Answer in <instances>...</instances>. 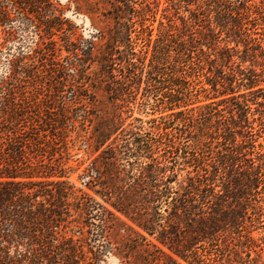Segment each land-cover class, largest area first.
<instances>
[{"label":"trees","instance_id":"trees-1","mask_svg":"<svg viewBox=\"0 0 264 264\" xmlns=\"http://www.w3.org/2000/svg\"><path fill=\"white\" fill-rule=\"evenodd\" d=\"M169 1L179 22L155 38L136 0H96L93 35L59 43L51 0H0V25H45L0 76V264H248L260 247L264 0Z\"/></svg>","mask_w":264,"mask_h":264},{"label":"rangeland","instance_id":"rangeland-1","mask_svg":"<svg viewBox=\"0 0 264 264\" xmlns=\"http://www.w3.org/2000/svg\"><path fill=\"white\" fill-rule=\"evenodd\" d=\"M56 8L50 9V11L44 12V18L49 19L52 24L55 26V35L54 39L58 40L59 43H63L62 38L66 36H70V38L76 39L77 37L89 38L93 35L95 31L94 23L92 20L93 13H90L89 10H92V6H95L94 3L96 0H51ZM255 2H259L260 0H254ZM175 2V1H174ZM135 6L143 10L148 14L149 20L146 24H151L154 28L153 37L155 38L158 33L159 22L163 21L164 25L167 27L168 18L166 17L170 14L171 18H174L177 22H179L178 15H176V9L178 6H175L169 0H136ZM150 6L152 11H148ZM166 7L169 10H165ZM176 7V8H175ZM186 7L182 6L180 10L181 15H189V11L185 10ZM189 8L194 9L195 5H190ZM54 22V23H53ZM9 25H0V76L7 71L8 62L7 60L12 57V55L16 52L17 47H21L24 51H29L30 48H33L36 43L39 42V32L43 31L45 25H42L39 28H36L34 24L27 21L26 19H21L18 16H14L13 20ZM99 26H104V23L98 22ZM11 28L14 32L11 38L7 37L6 31ZM134 35V33H133ZM221 38L228 41L229 44L234 45V42L231 39L226 37V34H222ZM242 48V46H241ZM62 56L67 55L66 50H62ZM247 65L249 62L246 63ZM209 87V85H205ZM101 94V93H99ZM254 106V105H253ZM141 112L138 109H135L133 116H140L143 119H148L152 117V111ZM157 113H155L156 115ZM131 119H129L130 121ZM75 128L71 130L69 133L68 140L77 138L78 135L83 134L81 131L80 123L78 121L74 122ZM256 129H259L257 123H255ZM258 142L263 145L262 150L264 151V129H260L258 132ZM70 146V160L69 165H71L74 170L70 173L69 179L73 181L77 186L82 185V181L79 178L80 174L84 167H86L90 161L89 153L81 146L80 142H76L72 144L69 142ZM186 172L182 171V175L180 179L185 176ZM101 200L100 198H98ZM263 201V200H262ZM260 202L264 207V201ZM255 218V215H254ZM262 223L254 222L253 234L257 241L260 244V247L263 250L262 253V261H264V214L260 218ZM244 240V239H242ZM260 247H256L252 250L251 253V261L248 264H255L257 260V252ZM243 250V249H241ZM243 258L247 259L246 254H242ZM231 259V260H230ZM224 257L220 262L222 264H237V262L233 261L234 259L238 260V257L232 256L231 258ZM181 261V260H180ZM183 264H188L182 261ZM100 264H120L118 257L113 254L105 256L104 260Z\"/></svg>","mask_w":264,"mask_h":264}]
</instances>
